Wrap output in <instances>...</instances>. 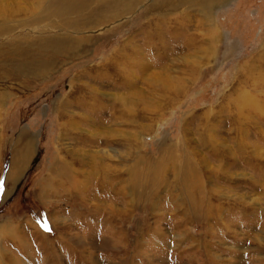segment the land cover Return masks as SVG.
Wrapping results in <instances>:
<instances>
[{
	"label": "rangeland",
	"instance_id": "rangeland-1",
	"mask_svg": "<svg viewBox=\"0 0 264 264\" xmlns=\"http://www.w3.org/2000/svg\"><path fill=\"white\" fill-rule=\"evenodd\" d=\"M44 1L0 0L4 261L264 264V0Z\"/></svg>",
	"mask_w": 264,
	"mask_h": 264
},
{
	"label": "bare ground",
	"instance_id": "bare-ground-1",
	"mask_svg": "<svg viewBox=\"0 0 264 264\" xmlns=\"http://www.w3.org/2000/svg\"><path fill=\"white\" fill-rule=\"evenodd\" d=\"M41 1V4H42V2L43 3H45V1L44 0H40ZM68 1V0H67ZM185 1V0H184ZM193 1V0H192ZM201 1V0H200ZM203 2H202V4H203V6L204 7H206V8H208V7H211L214 3H218V2H220V1H222V0H202ZM64 2V1H63ZM101 2H104V5L102 6V8L103 9H100V11L99 12H95L94 13V15H95V17L94 18H92V19H90L89 17H86V19L84 20V21H82V23L83 22H85L86 24H88V22L89 23H94L95 21H97V23H100V22H103V21H106V20H108L109 18H112L113 16H114V13H113V11L111 10V9H109V7H110V5H108L106 2H105V0H86L85 1V3H84V6L85 5H87V6H92L93 4L95 5V4H97V3H101ZM58 3V2H57ZM60 3V2H59ZM70 3V2H69ZM69 3H64V4H55V5H53V3L52 4H50V3H48V7L46 8V10L45 11H42V16L43 17H46V16H60V15H72V14H75V13H77V14H80V11L79 10H77L78 8H80V3H77L76 5H74V6H71ZM73 4H74V1L72 2ZM113 3V2H112ZM47 5V4H46ZM214 6V5H213ZM216 6V5H215ZM115 7V6H114ZM113 7V8H114ZM112 8V9H113ZM106 9H109V10H107L106 11ZM77 10V11H76ZM98 10V9H97ZM47 12V15H45V13ZM92 12V11H91ZM94 12V11H93ZM62 17V16H61ZM91 17V16H90ZM96 23V24H97ZM70 41H73V42H69L68 41V43L66 44V48L68 49L69 47H71L72 49H73V47H74V42L75 43H78L77 42V40L76 39H74V38H70L69 39ZM82 44V43H81ZM49 45V44H48ZM76 46V45H75ZM53 47V46H52ZM50 45H49V47L47 46V47H44L45 48V50H47L48 48H50V49H52V50H54L53 48H52ZM62 48H65L64 46H61L60 48L59 47H57V49H55V51H56V53L58 54V52H60V50L62 49ZM65 51V50H64ZM70 52V51H69ZM53 53V52H52ZM53 60V59H52ZM37 62V61H36ZM53 63V62H52ZM52 63L51 62H48V63H46V62H40L39 61V63L37 62V65L35 66V67H33V72H36L39 76H40V74H41V72L44 70V69H46V68H48V67H51L52 66ZM30 64V63H29ZM36 64V63H35ZM29 71V70H28ZM31 72H32V70H31ZM32 74V73H31ZM37 75V76H38ZM144 75V74H143ZM35 76V75H34ZM38 76V77H39ZM32 77V76H31ZM3 95V94H2ZM5 97V96H4ZM3 96H2V98H4ZM0 102L1 103H3V101H1L0 100ZM123 102V101H122ZM124 103V102H123ZM2 106V105H1ZM218 151V150H217ZM186 159V158H185ZM13 163V162H12ZM185 163V162H184ZM187 163V162H186ZM173 164V163H172ZM188 164V163H187ZM190 164V163H189ZM186 165V164H185ZM55 168H56V170H55V173H57V175H59V174H62V173H64V168H62L59 164H56L55 165ZM151 168V167H150ZM183 168V167H182ZM186 168V167H185ZM189 168V167H188ZM191 168V167H190ZM152 169V168H151ZM134 170H136V171H134ZM147 170V169H146ZM188 170V169H187ZM133 171L134 172H132V174H130V180L133 182V178H134V182H135V179L137 178V181H139L140 182V180L141 179H143V178H145L146 180H144V182L143 183H145V184H149V186L151 187V185H156V184H158L157 183V180H158V177H159V174H155V173H151V178H150V176H149V178L148 177H143V176H141L142 178L140 179V171L139 170H137V167H135L134 166V169H133ZM150 171V170H149ZM181 171H182V169H181ZM196 171V170H195ZM188 172V171H187ZM186 172V173H187ZM21 173V172H20ZM181 173V172H180ZM52 174V173H51ZM184 174H185V172H184ZM188 174V173H187ZM186 174V175H187ZM192 174V173H191ZM145 175V174H144ZM196 175V174H195ZM14 176H15V174H14ZM181 176V175H180ZM184 176V175H183ZM57 177V176H56ZM62 177V176H61ZM178 177V176H177ZM48 178V177H47ZM184 178V177H183ZM56 179V178H55ZM63 179V178H62ZM191 179V178H190ZM197 179H198V177H197ZM74 180V179H73ZM73 180H72V182H73ZM179 180V179H178ZM184 180V179H183ZM195 180H196V178H195ZM200 180V179H199ZM52 181V180H51ZM186 181V180H185ZM188 181V180H187ZM191 181V180H190ZM66 182H68L69 183V179H66ZM75 182V181H74ZM42 183V182H41ZM193 183H195L194 181H193ZM49 184H52V183H49ZM71 184V183H70ZM192 184V183H191ZM41 185V184H40ZM39 185V186H40ZM183 185H184V187L186 188V186L188 187V184L186 183V182H183ZM194 186H195V184H194ZM38 187V186H37ZM55 187H58L57 189H56V191H54V188L53 187H47L46 186V189L48 190V191H52V192H56L57 193V190L58 191H62L63 190V187H65L64 186V183H63V180L61 181V185L59 184V185H57V186H55ZM74 187V186H73ZM149 187V188H150ZM80 189V187H79V185H76L75 186V189ZM189 188V187H188ZM195 188H196V186H195ZM37 189V188H36ZM68 189V188H67ZM151 189H153V188H151ZM190 189H193V188H190ZM41 190H42V188H41ZM41 190H40V192H41ZM189 190V189H188ZM195 190V189H194ZM200 190V189H199ZM192 192V191H191ZM42 193V192H41ZM199 194V193H198ZM194 196V195H193ZM190 197V196H189ZM191 198V197H190ZM197 198H199L198 196H197ZM200 199V198H199ZM193 200V199H192ZM194 201V200H193ZM204 203V202H203ZM200 204V203H199ZM200 208V207H199ZM202 212V211H201ZM209 215V214H208ZM204 216V215H203ZM48 219V218H47ZM8 223H4L3 225L1 224L0 225V245H2L1 244V242H4V238L6 239V241L7 240H9V242L11 243V242H16L17 244H20L21 243V237H20V235L17 233L18 232V230L16 229V228H14V227H12V228H7V225ZM52 225H53V223H52ZM20 232V231H19ZM41 233H43L42 231H41ZM15 235H16V237H15ZM3 246V245H2ZM5 252L4 251H2L1 249H0V264H20V262H18V261H16V263H14L13 262V260L11 259V258H7L9 261L8 262H6V261H4V259H6V257H5Z\"/></svg>",
	"mask_w": 264,
	"mask_h": 264
}]
</instances>
